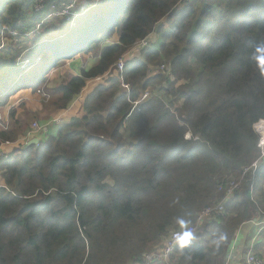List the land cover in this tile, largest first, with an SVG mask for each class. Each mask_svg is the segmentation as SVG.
I'll use <instances>...</instances> for the list:
<instances>
[{"label":"trees","instance_id":"16d2710c","mask_svg":"<svg viewBox=\"0 0 264 264\" xmlns=\"http://www.w3.org/2000/svg\"><path fill=\"white\" fill-rule=\"evenodd\" d=\"M52 1L36 13V0H0V42L9 40L0 107L47 90L41 105L70 117L52 137L0 158V264L144 263L259 156L264 0H96L78 6L84 15L72 30L51 16ZM155 31L157 44L119 73V59ZM80 57L79 74L50 89V76ZM162 64L170 73L153 74ZM21 135L0 128V147ZM260 209L264 164L223 215L160 263L225 264L237 230ZM254 252L264 258V235Z\"/></svg>","mask_w":264,"mask_h":264},{"label":"built area","instance_id":"2783aa9c","mask_svg":"<svg viewBox=\"0 0 264 264\" xmlns=\"http://www.w3.org/2000/svg\"><path fill=\"white\" fill-rule=\"evenodd\" d=\"M47 1L48 0H36L33 9L36 13H40L44 11L47 8ZM78 4L76 0H53L51 3V16L52 17H60L65 19L69 23L70 29H76L81 22V18L84 15L82 11H78ZM13 35H16L13 33ZM149 46V41L146 38L145 40L139 42L135 48L139 50H143L146 47ZM28 61L24 62V65H27ZM24 67V66H23ZM115 67L118 71L122 72L125 68V63L123 59H119V61L115 64ZM170 73L169 66H161L158 69H154L152 71L153 74L156 73ZM125 84V83H123ZM127 90L130 88L129 84L124 85ZM41 94V92H40ZM47 96V95H46ZM45 96V97H46ZM149 96V92H145L143 94V99L147 98ZM48 98V97H47ZM61 118L58 117L56 119H52L48 123L42 125L40 123H34L32 126L31 132L28 134V138H30L32 135L42 133V134H48L50 128L53 125H57L61 123ZM64 122V121H63ZM253 129L255 133L257 134L259 138L258 143V149H259V156L258 158L253 161L250 165L246 166L243 170V174L239 180L230 181V183L227 186L225 196L222 201L219 203H216L212 206H209L202 210L197 215V221L195 227L190 225L181 226L180 229L175 230L170 237H168L164 243V246L162 250H151L150 252H147L143 255V258L145 260L144 263L140 264H148L152 262L153 263H168L171 255L176 249V246L178 244L177 240V234L181 233L183 231L184 235H193L195 234L196 227L199 228L206 219L212 217L213 215H223L225 211V205L226 203L232 199L236 193L237 190H239L243 183H248V178L254 177V175L257 173L259 167H261L264 164V120H259L256 124H254ZM5 145H10L9 142H6ZM0 157H6L7 154L0 148ZM252 190V185H251ZM260 216H264V212H261ZM264 219V218H263ZM251 224H254L256 227V232L254 236L251 238L249 245H246L245 248H243L244 251V263L245 264H264V258H259L254 250L255 246L259 243L260 238L264 235V221L263 222H256L253 221ZM241 230H237L236 236L234 239V242L231 245V254L228 258L232 257V252L236 249V245L238 242V245L240 244V234ZM155 249V248H154ZM155 261V262H154ZM227 261V260H226Z\"/></svg>","mask_w":264,"mask_h":264},{"label":"rangeland","instance_id":"374dc122","mask_svg":"<svg viewBox=\"0 0 264 264\" xmlns=\"http://www.w3.org/2000/svg\"><path fill=\"white\" fill-rule=\"evenodd\" d=\"M76 2L79 6L86 9L90 6H95L96 0H81V1L76 0ZM84 2H87L88 4L86 6H84V4H83ZM80 3L82 5H80ZM78 11H79V9H78ZM1 40H3V39H1ZM157 42H158V33H157V31H155L151 36V42H150L151 47L155 46L157 44ZM8 43H9V40H4L3 42L1 41L0 42V50H1L2 46H6ZM105 43H108V41ZM139 51H141V50L136 49V48H132L125 56H123L121 58L123 59V61L125 63L127 58L133 59L136 55H138L140 53ZM92 58L93 57L85 60V63H88L87 66H93L94 65V60H92ZM82 61H83V58L80 57V58L74 60L73 62H71L65 66L59 67V69L57 71H55L53 75L50 76V81H49L50 89H51L52 84H57L59 82H62L65 79V77L67 76V74L72 75L73 72L79 73L78 69L73 68V66H74V64L81 63ZM163 65L168 66V64H162V65L156 66L154 68L158 69ZM118 72L123 73V71L122 72L118 71ZM102 78H97V79L93 80L92 84L90 85V88L93 89L98 84L100 79H102ZM124 85L125 84H122V87L127 91V88ZM47 88H48V86H47ZM44 91L43 90L39 91V94L41 92L39 97H37L36 94H34V93L25 92V93H23L24 98L9 99L6 106L0 107V128L2 130L14 132V134L21 135L22 131L28 128L27 131L24 132L23 135H21V138L17 142H15L14 149H17L21 145H24V143L22 142L21 139L23 137H26V135L31 131L34 123H40V124L44 125L48 121H50L52 119L54 120V119H56L62 115L61 114V113H63L62 111L61 112L51 111L50 109H48L50 107H46V104L43 103V105H41V102H42V100H44L46 95H47L46 97H48L47 99H50L49 95H48L49 93L47 92V90H44ZM23 99H26L25 102L29 103L30 105L37 107L36 110L34 108H32L30 110L29 106H27L25 103L22 104L24 102ZM140 102H142V101H140ZM14 108L17 109V112H16L17 114H15V115L11 114L12 109H14ZM79 108L81 111L82 106H79ZM13 116H15V117H13ZM67 122H68L67 119H65L64 122H62L60 124L59 128L62 127L63 125H65ZM42 137L49 138L52 136L43 135ZM188 137H189V134L187 135V138ZM238 179H240V178H235L233 181L238 180ZM260 212H264V210L260 209ZM195 225H196L195 223L190 224V226H193V227H195ZM251 228H252L251 222H249L248 224L243 226L242 232H241L240 238H239L240 243L243 240L244 236L251 230ZM198 229L199 228L196 227L195 233L198 231ZM242 253H243V251L241 249V246L237 245L234 252H232V257H233L232 263H239L241 261L240 255H242ZM230 254H231V249H230L229 254L227 256L229 257ZM244 256H245V254H244ZM242 259H244V257H242Z\"/></svg>","mask_w":264,"mask_h":264},{"label":"crops","instance_id":"0c3cea01","mask_svg":"<svg viewBox=\"0 0 264 264\" xmlns=\"http://www.w3.org/2000/svg\"><path fill=\"white\" fill-rule=\"evenodd\" d=\"M81 1V0H80ZM84 4V6H86L88 3L87 2H84L83 3ZM80 5H82L81 3H80ZM91 7V6H90ZM89 7V8H90ZM88 8V9H89ZM150 40H151V37H150ZM78 65L80 64V63H77ZM73 74H76V75H78L79 73H76V72H73ZM62 114V115H61ZM60 115V118H61V123L65 120V119H68V118H70L68 115H66V113L64 112V113H61ZM60 123V124H61ZM60 124H57V125H53L51 128H50V130H49V133L48 134H42V133H38V134H36V137H38L39 139H41L42 140V136L43 135H53V134H55L56 132H57V130L59 129V126H60ZM43 139H44V137H43ZM22 140H24V138L22 139ZM14 144H12V145H10V146H5L4 148H3V150L4 151H6V152H12L13 150H14ZM261 215V212L258 214V216L256 217V218H254L253 220H251L250 222H253V221H256V222H263L264 221V216H260ZM255 232H256V227H255V225L254 224H252V228H251V230L244 236V238H243V240L241 241V243L239 244L240 246H241V249H242V251H243V253H242V255H240V259H241V261L239 262V263H232V261H233V257H230V258H227V261H226V263L225 264H245L244 263V259H242V257H244V249L243 248H245V246L246 245H249V242H250V240H251V238L254 236V234H255ZM243 244V245H242ZM237 245H238V242H237ZM236 245V246H237ZM163 246H164V243L163 244H160V245H158L157 247H155V249H153V250H162V248H163ZM255 248H256V246H255ZM155 262V261H154ZM152 263V262H151ZM148 264H150V263H148ZM159 264H161V263H159Z\"/></svg>","mask_w":264,"mask_h":264},{"label":"clouds","instance_id":"9594fccd","mask_svg":"<svg viewBox=\"0 0 264 264\" xmlns=\"http://www.w3.org/2000/svg\"><path fill=\"white\" fill-rule=\"evenodd\" d=\"M152 35H150L147 39H148V41H149V46L148 47H151V44H150V42H151V40H150V37H151ZM147 48V47H146ZM142 51V50H141ZM257 55H256V57H255V59H256V61H257V65H258V67H259V70L261 71V73H264V45H262V46H260V47H258L257 48ZM169 66V65H168ZM51 121V120H50ZM32 130V129H31ZM31 132V131H30ZM29 132V133H30ZM28 133V134H29ZM28 134L26 135V137H24V140H22V142L24 143V145L27 143V142H29V141H31L32 139H35V138H37V139H39L38 137H36V134L35 135H32L30 138H28ZM39 141H41V139H39ZM10 143V145H12V144H14V143H11V142H9ZM10 145H5V144H3V145H1V147L0 148H2V150H3V148L5 147V146H10ZM15 145V144H14ZM38 145V144H37ZM23 148V147H22ZM4 151V150H3ZM6 154H7V158L6 157H0V158H4V159H8V157H9V155H10V153L11 152H6V151H4ZM178 223H180L181 225H185V221H183V220H179L178 221ZM177 240L182 244V245H184V246H187L189 243H190V241H191V239H193V237L192 236H189V235H184V233H183V231L181 232V233H178L177 234ZM223 239V237H221V240Z\"/></svg>","mask_w":264,"mask_h":264},{"label":"water","instance_id":"95a60500","mask_svg":"<svg viewBox=\"0 0 264 264\" xmlns=\"http://www.w3.org/2000/svg\"><path fill=\"white\" fill-rule=\"evenodd\" d=\"M39 139L35 138V139H32L31 141L27 142L25 145H23V148L22 149H27L28 147L30 146H33V145H37L39 144Z\"/></svg>","mask_w":264,"mask_h":264}]
</instances>
